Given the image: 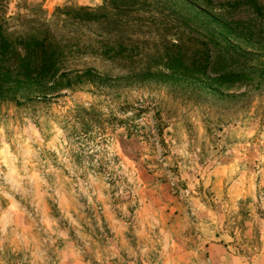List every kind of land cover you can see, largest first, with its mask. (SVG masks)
I'll return each mask as SVG.
<instances>
[{
  "label": "rangeland",
  "instance_id": "rangeland-1",
  "mask_svg": "<svg viewBox=\"0 0 264 264\" xmlns=\"http://www.w3.org/2000/svg\"><path fill=\"white\" fill-rule=\"evenodd\" d=\"M110 2L0 0V15L65 33L63 14ZM130 2L110 32L131 59L86 57L71 68L101 82L0 104V264H264V43L194 0Z\"/></svg>",
  "mask_w": 264,
  "mask_h": 264
},
{
  "label": "trees",
  "instance_id": "trees-1",
  "mask_svg": "<svg viewBox=\"0 0 264 264\" xmlns=\"http://www.w3.org/2000/svg\"><path fill=\"white\" fill-rule=\"evenodd\" d=\"M130 1L111 0L109 6L99 10L82 8L74 15L65 13L63 15L73 20L68 31L65 27V33L58 32V26L51 25L49 20L38 28L35 20L22 22L19 18L0 15V104L22 105L24 102L48 100L58 96L59 91L74 90L85 82H101V76H97L95 70L71 68L72 63L86 57L131 59L134 50L121 43L114 44L110 32V29L119 27L124 16L132 13L127 12L132 8ZM210 2L194 0L198 7L194 8L204 12L207 18L211 17L227 34L264 43V28H255L256 19L233 22L222 15L211 16L207 13L214 10ZM125 4L129 7L123 6ZM217 9L243 10L264 17V4L258 0H230ZM101 31L107 36H103Z\"/></svg>",
  "mask_w": 264,
  "mask_h": 264
}]
</instances>
